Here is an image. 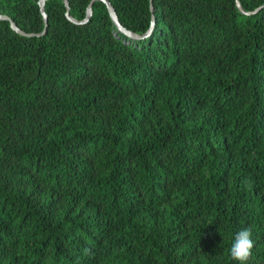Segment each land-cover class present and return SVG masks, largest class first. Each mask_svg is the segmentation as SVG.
Masks as SVG:
<instances>
[{
    "label": "trees",
    "instance_id": "16d2710c",
    "mask_svg": "<svg viewBox=\"0 0 264 264\" xmlns=\"http://www.w3.org/2000/svg\"><path fill=\"white\" fill-rule=\"evenodd\" d=\"M108 1L0 0V264H264V0Z\"/></svg>",
    "mask_w": 264,
    "mask_h": 264
},
{
    "label": "water",
    "instance_id": "95a60500",
    "mask_svg": "<svg viewBox=\"0 0 264 264\" xmlns=\"http://www.w3.org/2000/svg\"><path fill=\"white\" fill-rule=\"evenodd\" d=\"M46 1H47V0H40V2H39V3H40V6H41V11H42V13H43V16H44V19H45V22H46V26H45L44 31H43L42 33H39L38 35H41V34L45 33L46 30H47V27H48V14H47V12H46V10H45V3H46ZM103 1H105V2L108 4V8H109L110 14H111V16H112V18H113V21H114L115 24L117 25L118 29H119L120 31L124 32L125 34H127L128 36H130L131 38H136V39L139 38V39H140V38H143V37L149 35V34L152 32V30H153V28H154V26H155V17H153V20H152V27H151V29H150L146 34L140 35V34L135 33L134 31H131V30L127 29L126 27H124L123 24L120 22V19H119V16H118V14H117V11L115 10V8H114L113 5L111 4V2L108 1V0H103ZM65 4L67 5V13H66L67 16H68L69 19H71V20L74 21V22H87V21L90 19L91 15L93 14V3H91L90 6H89V9H88L87 17L85 18V20H83V21H78V20L75 19V18L71 15V13H70V3H69V0H65ZM237 5H238L239 9H240L243 13H246V14H250V13H251V12L246 11V10L243 8V6H242V4L240 3L239 0H237ZM152 9H153V5H152ZM1 18H7V19H9V20L11 21V25H12L13 29H15V30H16L17 32H19L20 34H23V35H29V36L36 35L35 33H28V32H26V31H24L23 29H21V28H20V27L14 22V20L11 19V17H9V16H7V15L0 14V19H1Z\"/></svg>",
    "mask_w": 264,
    "mask_h": 264
},
{
    "label": "clouds",
    "instance_id": "9594fccd",
    "mask_svg": "<svg viewBox=\"0 0 264 264\" xmlns=\"http://www.w3.org/2000/svg\"><path fill=\"white\" fill-rule=\"evenodd\" d=\"M251 237L252 229L250 227L242 228L234 234L229 248V255L233 260L240 262V264H246L251 258L254 247V241Z\"/></svg>",
    "mask_w": 264,
    "mask_h": 264
}]
</instances>
